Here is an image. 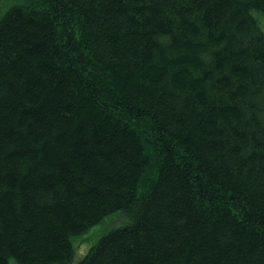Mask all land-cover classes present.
<instances>
[{"label": "trees", "instance_id": "1", "mask_svg": "<svg viewBox=\"0 0 264 264\" xmlns=\"http://www.w3.org/2000/svg\"><path fill=\"white\" fill-rule=\"evenodd\" d=\"M0 11V264H264V0Z\"/></svg>", "mask_w": 264, "mask_h": 264}, {"label": "rangeland", "instance_id": "2", "mask_svg": "<svg viewBox=\"0 0 264 264\" xmlns=\"http://www.w3.org/2000/svg\"><path fill=\"white\" fill-rule=\"evenodd\" d=\"M22 0H3L0 10L9 7L11 4L21 3ZM1 12V11H0ZM255 14H257L255 12ZM260 18V26L264 31V15H258ZM119 213L110 215L103 219L100 223L93 226L88 232L78 235L72 239L74 247V258L70 264H75L88 250L97 242V240L105 234L109 229L121 225L122 216L119 217ZM10 264H19L15 260H11Z\"/></svg>", "mask_w": 264, "mask_h": 264}]
</instances>
